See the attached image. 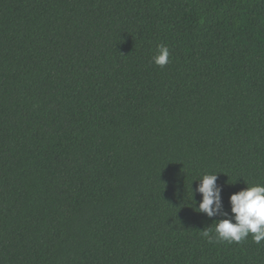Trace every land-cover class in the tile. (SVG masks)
I'll list each match as a JSON object with an SVG mask.
<instances>
[{
  "label": "trees",
  "instance_id": "trees-1",
  "mask_svg": "<svg viewBox=\"0 0 264 264\" xmlns=\"http://www.w3.org/2000/svg\"><path fill=\"white\" fill-rule=\"evenodd\" d=\"M206 173L264 184V0H0V264H264Z\"/></svg>",
  "mask_w": 264,
  "mask_h": 264
},
{
  "label": "clouds",
  "instance_id": "clouds-1",
  "mask_svg": "<svg viewBox=\"0 0 264 264\" xmlns=\"http://www.w3.org/2000/svg\"><path fill=\"white\" fill-rule=\"evenodd\" d=\"M169 57V48L163 44L158 45L153 63L163 67L169 62ZM218 175L204 174L195 189V193L202 197L198 207L195 206L196 212L203 213L208 218L220 217L214 220V228L212 223L201 231V235L217 241L237 243L251 235L253 241L259 244L264 240V184L247 186L232 194L229 197L230 211H224L221 202L222 189L217 185Z\"/></svg>",
  "mask_w": 264,
  "mask_h": 264
}]
</instances>
